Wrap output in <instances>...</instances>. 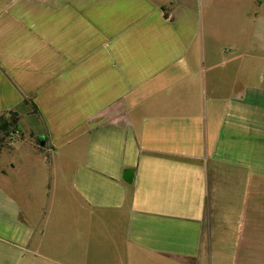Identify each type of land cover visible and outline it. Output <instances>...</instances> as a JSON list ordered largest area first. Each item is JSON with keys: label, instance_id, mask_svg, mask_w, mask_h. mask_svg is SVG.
<instances>
[{"label": "crops", "instance_id": "crops-1", "mask_svg": "<svg viewBox=\"0 0 264 264\" xmlns=\"http://www.w3.org/2000/svg\"><path fill=\"white\" fill-rule=\"evenodd\" d=\"M229 23L0 0V264H264V41Z\"/></svg>", "mask_w": 264, "mask_h": 264}, {"label": "rangeland", "instance_id": "rangeland-1", "mask_svg": "<svg viewBox=\"0 0 264 264\" xmlns=\"http://www.w3.org/2000/svg\"><path fill=\"white\" fill-rule=\"evenodd\" d=\"M209 10V20L223 23L226 27H231L230 21H236L242 28L252 24L253 31L257 32L259 47L264 41V0H207ZM260 52V49L259 51ZM9 118V117H8ZM15 131L14 128L8 130V134ZM0 132V143H8V137H4Z\"/></svg>", "mask_w": 264, "mask_h": 264}, {"label": "trees", "instance_id": "trees-1", "mask_svg": "<svg viewBox=\"0 0 264 264\" xmlns=\"http://www.w3.org/2000/svg\"><path fill=\"white\" fill-rule=\"evenodd\" d=\"M16 122L17 118L14 115L9 116L8 119L0 118V132L5 134L4 137H8V130L14 128Z\"/></svg>", "mask_w": 264, "mask_h": 264}, {"label": "built area", "instance_id": "built-area-1", "mask_svg": "<svg viewBox=\"0 0 264 264\" xmlns=\"http://www.w3.org/2000/svg\"><path fill=\"white\" fill-rule=\"evenodd\" d=\"M17 137H18V132L15 130V131L11 132L10 135H8V140H9V142H12Z\"/></svg>", "mask_w": 264, "mask_h": 264}, {"label": "water", "instance_id": "water-1", "mask_svg": "<svg viewBox=\"0 0 264 264\" xmlns=\"http://www.w3.org/2000/svg\"><path fill=\"white\" fill-rule=\"evenodd\" d=\"M37 143H38L40 146H43V145H44V141H43L42 138L37 139Z\"/></svg>", "mask_w": 264, "mask_h": 264}]
</instances>
